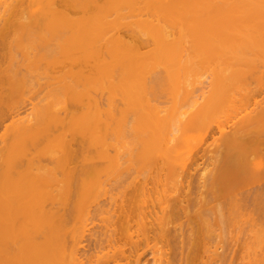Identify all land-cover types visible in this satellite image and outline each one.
I'll return each instance as SVG.
<instances>
[{"label":"rangeland","instance_id":"rangeland-1","mask_svg":"<svg viewBox=\"0 0 264 264\" xmlns=\"http://www.w3.org/2000/svg\"><path fill=\"white\" fill-rule=\"evenodd\" d=\"M9 1L0 0V74L4 71L14 80L16 93L7 100L0 98V108L27 106L23 116L30 114L32 118L56 108L63 124L47 126L38 122L8 130L0 127V185L11 180L23 185L24 196H29L28 204L23 202L18 210V224L25 222L28 230L13 234L7 246H0L2 258L27 264L42 260L43 247L48 240L55 241L57 235H40L31 230V211L36 210L32 203L33 185L48 178L49 182L44 179L49 191L45 206L56 210L58 200L67 199L66 186L78 184L80 173L98 163V152L107 147L117 159L102 178L111 192H98L99 184L90 185L95 189L74 197L80 208L97 202L95 199L107 200L114 207L102 215V220L94 219L88 226L94 230L87 232L85 238L75 233L81 249L93 252L94 242L90 239L101 231H127L119 205L127 208L131 231H137L145 222L143 202H158L164 194L177 197L173 191L176 185H182L189 193L193 221L179 220L178 224L184 223L183 232L176 238L171 236L170 241L163 235L144 240L135 254H142L145 264H154L163 252L164 259L170 257L173 263L184 257L189 264H196L201 258L207 260L216 248L219 255H212V264H264V204L259 201L263 205L260 209L249 201L250 206L241 201L244 192L252 194L264 186V141L234 158L224 159L231 147L228 139L235 123L241 118H246L244 124L256 123L264 117V0H237L248 4L250 20L238 31H242L240 38L237 34V39L227 41L221 34L214 43L205 45L175 41L167 54L143 29L155 17L150 0H99L91 15L81 7L64 9L68 13H52L49 0L25 2L18 8H8ZM198 1L206 22L214 16L215 2H231ZM22 16L36 25L28 36L10 27ZM87 24L92 28L91 39L103 26L111 25L119 27L120 34L134 42L132 73L122 76L119 91H111L107 85L98 89L86 87L83 75L91 67H85L80 59L73 65V91L68 102L56 104L64 96L60 82L64 79L66 51L59 43L69 30L78 39ZM167 28L179 36L177 28ZM190 34L185 29V36ZM72 52L75 57L82 54L79 50ZM122 63L125 67L127 60L123 58ZM177 66H182L179 73L166 72ZM221 68L237 71L233 83L223 79ZM88 96L103 109L115 106L117 111L113 125L93 139L83 124ZM219 125L228 132L226 136H221ZM45 129H49V139L44 137ZM59 133L61 141L56 139ZM106 135L109 138L104 146ZM36 138L40 143L33 148L31 141ZM17 143L22 144L23 150ZM167 147L171 148V155L165 162L161 154ZM237 161H241V168L230 179H239L238 190L244 194L238 191L227 202L217 180L224 167ZM15 167L19 169V179ZM47 249L45 256L54 261V243Z\"/></svg>","mask_w":264,"mask_h":264},{"label":"bare ground","instance_id":"bare-ground-1","mask_svg":"<svg viewBox=\"0 0 264 264\" xmlns=\"http://www.w3.org/2000/svg\"><path fill=\"white\" fill-rule=\"evenodd\" d=\"M34 0H10L7 3V7L18 8L23 6L25 2L32 3ZM52 13H68V8L81 7L83 12L87 15H91L94 11V6L97 5L99 0H49ZM231 2L218 1L212 6L214 10V16L209 21L203 20V12L199 6L198 0H150L153 13L146 28L148 35L157 41L167 54L175 41H179L181 44L187 42H194L200 44H212L221 34L223 39L232 41L241 37L242 31L238 33L241 27L250 24L248 14V4L245 2L241 4L237 0H230ZM98 12H104L103 9H98ZM88 19V18H87ZM89 20V19H88ZM28 18L24 16L17 19L16 23H13L10 27L18 33H24L23 35H30L31 29L36 25ZM167 26H173L179 30V36L175 37L174 34L167 28ZM185 29H189L191 34L189 37L185 36ZM59 31V30H58ZM92 28L90 24L83 27V35L78 39H74V34L67 32V36L63 39L59 45L65 48V63L63 69L64 79L60 82V87L63 89V101L60 103H67L70 95L73 91L72 74L74 62L81 59L85 67H91L89 71L83 75L86 87L97 86L104 88L106 85L111 91H119L123 86L122 76H129L133 70V57H134V42L124 38L120 32L119 27L105 25L97 32L94 39H91ZM78 36V35H76ZM72 49L79 50L81 56L75 57ZM123 58L127 60V64L123 67ZM189 61V60H187ZM62 62V61H61ZM1 63V61H0ZM182 66L171 67L166 70L170 75L177 74L181 71ZM5 70V69H4ZM222 77L229 84L233 83L237 71L233 68H221ZM17 73V72H16ZM14 80L3 71L0 74V98L7 100L11 98L15 93ZM128 99L131 98V90L128 93ZM32 104V103H31ZM256 104H260V102ZM34 105V104H32ZM27 106H3L0 108V127H5L6 130L10 128H21L34 126L38 122L46 123L50 125H62L63 117L58 110L53 109L47 115L41 116L36 114L35 118L30 117V114L23 116L26 112ZM117 111L115 106L108 109H103L101 104L94 100L91 96H88V102L86 105V113L83 117V124L85 131L88 129L91 131L89 135L92 139L95 134H99L102 130H108L116 119ZM246 118H241L234 125V131L230 133L228 150L224 159L234 158L238 153L241 154L246 148H250L255 144L261 143L264 139H260L264 136V117L257 120L256 123H246ZM32 122V123H31ZM190 124V123H189ZM224 126L219 125L221 136H226L228 132L223 129ZM218 130V128H217ZM88 131V132H89ZM240 133V134H239ZM239 134V135H238ZM44 137L50 138L49 129L44 130ZM109 135V134H107ZM103 140V144L109 137ZM58 136V137H57ZM56 136V139L61 138V134ZM61 141V140H60ZM56 142V141H55ZM40 139L36 138L31 141L33 148L38 147ZM57 143V142H56ZM105 144L104 146H106ZM20 150H23L21 143H17ZM109 146V145H108ZM164 148L162 157L167 162L171 155V148ZM174 149V148H173ZM172 149V150H173ZM97 159L99 164L96 163L92 166L84 169L80 176L82 179L78 180V184H69L66 186L67 199L58 200L57 209L49 210L45 206L46 196L49 195L48 189H46L44 177L34 187L35 199L33 205L36 206V210L31 211V230L40 235L56 234L55 241L48 240L43 247L42 260L37 262L38 264H145L147 261L143 260L142 254H135L138 251L140 244L144 240H148L151 236L163 235L167 241L171 240L181 232H183V224L178 221L185 218L184 222H192L194 210L191 209L190 199H188V191L181 185H176L173 192H177V197L164 194V199H157L156 201L143 202L142 216L145 222L140 225L137 231H131L130 216L126 214L127 208L125 205H119L122 210L121 214L124 221L128 224L127 231L125 233H119L113 229L110 234L105 231H101L96 238H91L93 244V252L87 249H81L80 239L74 238L75 233H79L83 238L86 237V233L94 230V228L88 227L94 219H101L102 215L114 207L109 201H101L95 199L97 202H93L90 205L80 208L81 204L74 197L78 198L79 194L85 193L95 189L98 192L104 193L111 192L112 189H108L102 178L106 175V168L109 165L116 162V158L111 155L110 149L105 148L98 152ZM241 165V161L234 162L223 168L219 179L217 180L221 188L220 193L227 199V202L233 195H237L238 191H241L239 187V179H230V176L236 173ZM111 167V166H110ZM109 167V168H110ZM17 169V176L19 179V169ZM52 180V179H50ZM53 181V180H52ZM9 182V181H8ZM0 185V246L10 243L12 235L27 231L28 227L25 222L18 224L20 217L18 216V210L22 205L28 204L29 196L26 193L24 196V186L12 183ZM46 182H49L46 180ZM50 184L47 183L49 187ZM244 194L247 192H240ZM239 193V194H240ZM240 194V198L242 195ZM243 195L245 206H250V202L261 209L264 204V186L255 193ZM69 197H74V200L68 201ZM33 198V197H32ZM167 199V200H166ZM249 201V204H248ZM255 203H254V202ZM261 201V203L259 202ZM23 202H25L23 204ZM151 202V205L149 203ZM257 202L260 204L257 205ZM165 203H169L168 206H164ZM187 203V204H186ZM246 203V204H245ZM158 205V208H157ZM34 206V207H35ZM252 206V205H251ZM82 209L85 212H82ZM78 210V214L75 212ZM81 210V214L79 212ZM109 213V212H108ZM80 214V215H79ZM28 216V211L25 213V217ZM79 216V217H78ZM78 218V220H77ZM81 222V223H80ZM138 227V226H137ZM18 235H16L17 237ZM92 236V235H91ZM79 237V236H78ZM55 245L54 261L45 256L51 244ZM2 251V249H0ZM0 252V263L7 264H27L26 262H18L13 259H3ZM219 255L218 249L213 250V254H208V259H199L196 264H212L213 256ZM42 255V254H41ZM211 256V257H210ZM163 252L160 259H155L154 264H176L168 259ZM52 260V261H51ZM36 264V261L32 264ZM28 264H30L28 262ZM177 264H189L185 261L184 257L180 259Z\"/></svg>","mask_w":264,"mask_h":264}]
</instances>
